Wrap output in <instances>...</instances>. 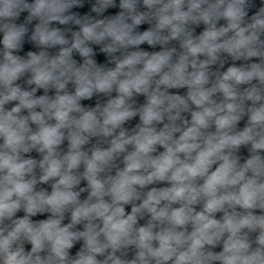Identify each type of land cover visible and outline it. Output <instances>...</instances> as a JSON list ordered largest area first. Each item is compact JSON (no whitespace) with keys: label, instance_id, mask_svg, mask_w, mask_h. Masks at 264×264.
<instances>
[{"label":"clouds","instance_id":"9594fccd","mask_svg":"<svg viewBox=\"0 0 264 264\" xmlns=\"http://www.w3.org/2000/svg\"><path fill=\"white\" fill-rule=\"evenodd\" d=\"M85 2L0 0V264H264V0Z\"/></svg>","mask_w":264,"mask_h":264}]
</instances>
